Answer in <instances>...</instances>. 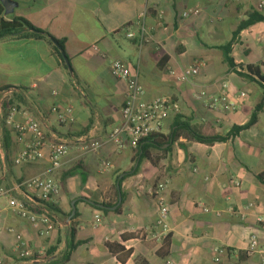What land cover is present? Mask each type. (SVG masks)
I'll use <instances>...</instances> for the list:
<instances>
[{
  "label": "crops",
  "instance_id": "1",
  "mask_svg": "<svg viewBox=\"0 0 264 264\" xmlns=\"http://www.w3.org/2000/svg\"><path fill=\"white\" fill-rule=\"evenodd\" d=\"M15 1L14 15L64 39L71 68L47 39L18 35L0 39V162L4 166L0 187L15 188L12 195L21 198L17 184L34 175L45 173L60 184L54 204L58 210L51 212L56 228L49 235L41 234L9 206L6 197H0V226L22 234L28 247L43 257L24 262L14 234L3 230L2 264L59 261L67 251L72 227L77 246L64 264H262L258 253H248V245L253 234L264 245V224L256 220L264 216V105L253 125L226 140L207 144L181 135L170 144L151 147L150 159H140L136 149H119L110 140L121 124L126 95V83L111 73V59L122 60L137 76L145 100L166 94L179 103L180 112L165 120L160 134L171 135L179 119L190 121L206 135H227L248 123L264 99V86L256 76H246L247 70L237 69L252 64L264 71V19L238 27L252 13L264 17L261 0ZM194 7L200 8L199 14L183 17L186 9ZM140 17L150 35L142 43L136 24ZM129 31L133 37L127 35ZM223 47H228L237 69L227 62ZM3 52L8 53L6 59ZM196 60L203 67L188 81H178L169 72ZM223 81L229 82L232 96L246 92L235 110L207 105L208 96L220 95ZM10 105L27 109L40 122L47 142L43 158L14 163L31 133L19 138L6 122ZM54 105L61 110L71 106L74 120L61 124L51 110ZM20 120L17 114L15 121ZM58 139L68 141L69 151L61 167L54 169L48 160L49 144ZM92 140L101 146L86 151L84 143ZM103 161H110L113 168L102 173ZM232 176L240 179L239 186L230 183ZM118 178H123L118 211L104 213L82 198L113 203ZM159 182L168 184L166 234L157 224L158 207L150 194ZM74 199L77 215L70 218ZM249 204L248 215L242 218L238 209ZM97 214L101 223L96 226ZM167 235L168 254L159 255ZM108 242L124 245L131 253L121 261L110 252Z\"/></svg>",
  "mask_w": 264,
  "mask_h": 264
},
{
  "label": "built area",
  "instance_id": "2",
  "mask_svg": "<svg viewBox=\"0 0 264 264\" xmlns=\"http://www.w3.org/2000/svg\"><path fill=\"white\" fill-rule=\"evenodd\" d=\"M264 6V0H261L259 7ZM200 13L199 7L189 8L183 12V17H189L191 15H197ZM136 24L140 29V41L145 42L150 37L147 29L140 17ZM129 37H133L134 33L129 31L127 34ZM93 47L99 50L97 45ZM203 67L201 60H196L194 64L184 67L181 70H175L170 68V74L174 75L178 81L185 82L190 78L198 75ZM237 69V67H235ZM110 70L112 75L126 83V95L125 101L122 107V121L121 124L114 129L110 136V140L117 145L119 149L126 146H130L133 149H137L141 141L145 140L153 133H160L163 129L165 120L172 113L180 112V105L170 95H159L151 100H145V88L139 82L136 75L132 74L131 70L125 62L119 59L110 60ZM238 71H246V68H238ZM229 82L223 81L221 85V93L219 96H208V106L213 109L224 108L227 110H235L239 107L240 100L246 96V92L241 91L237 95H230ZM8 115L6 122L10 124L14 130L17 131L19 138L27 133H31V139L24 148L19 150L14 157V163L20 165L24 162L35 161L45 156L46 135L40 122L27 110L19 108L15 105H10L8 108ZM52 112L56 115L58 121L61 124H69L74 120L73 108L67 106L64 109H60L54 105ZM21 115L20 121H15V116ZM101 143L98 141H90L84 143L83 148L86 151H95L99 149ZM69 151V143L65 139H58L49 144L48 160L54 169L61 167L63 157ZM113 168V164L110 161H103L100 165V171L102 173L109 171ZM4 166L0 162V174L3 172ZM230 183L234 186H239L241 181L239 178L232 176ZM17 189H20L22 193L21 198H15L13 196V190L15 188L0 187V197H6L8 199L9 206L16 210L18 214L26 218L38 231L43 235H49L56 228V220L51 211L47 207V204H55L60 192L59 182L45 174H37L29 179L21 181L17 184ZM168 184L166 182H159L150 190V194L155 197V201L158 207V220L157 224L162 228L163 234L168 232V217L169 206L166 196V190ZM205 211L209 209L204 205H201ZM251 204L238 209V214L242 218H246L248 211L251 208ZM234 211V209H231ZM257 222L264 224V216L259 215L256 218ZM101 223V217L99 214L95 216L94 225ZM7 230L13 233L16 238V251L19 257L24 262L32 263L38 262L41 258V252L33 251L28 247V244L24 236L15 232L12 227H1L0 232ZM248 253H258L261 256V262L264 264V245L260 243V240L256 234L251 235L249 238ZM218 260V258H215ZM0 264H2V258L0 257ZM167 264H173L171 261H167Z\"/></svg>",
  "mask_w": 264,
  "mask_h": 264
},
{
  "label": "trees",
  "instance_id": "3",
  "mask_svg": "<svg viewBox=\"0 0 264 264\" xmlns=\"http://www.w3.org/2000/svg\"><path fill=\"white\" fill-rule=\"evenodd\" d=\"M259 18L264 19V17L257 16L256 13L250 14L249 18L242 22L238 30L248 27L249 25L253 24V22L257 21ZM21 36V37H35V38H44L49 40V42L54 46L57 53L64 59L63 53L61 50L65 51L64 46V39H57L53 35H51L49 32H46L42 29L37 28L34 24H32L28 19L17 16L14 14H6L5 13V7L3 6L2 2L0 1V39H3L8 36ZM225 51V57L227 62L230 66L236 67V64L234 62V59L230 56V51L228 47H223ZM66 54V53H65ZM67 58V55H66ZM68 59V58H67ZM65 62V66L67 67V63ZM247 71L249 78L256 76L257 81L259 84L264 86V71L260 65H248ZM264 105V99L261 101L259 105H257L255 111L253 112L251 119L248 123L242 125V126H235L232 131L227 135H206L202 129H199L198 127L192 125L190 121L188 120H177V123L175 124V130L171 135H163L160 133H153L149 137H147L145 140L141 141L139 144V147L136 149L137 155L140 157V159L148 158L150 159V148L154 147L155 145L163 146L165 144H170L171 139L176 140L179 136L184 135L192 140L204 142L207 144H212L217 141H223L226 140L229 136L237 134L240 130H243L245 128L250 127L253 125L258 117V111L261 110V108ZM136 169L135 171H137ZM129 174V173H128ZM123 178H118L117 182L122 183ZM119 192L120 190L117 188V183L114 185V202L113 203H104L107 206H114L118 202L119 198ZM122 194V191H121ZM47 207L51 212H57L58 208L54 204H47ZM97 209L103 211L104 213L108 212L109 209L107 208H100L96 207ZM120 209V206L117 207L116 211ZM72 212V207L70 212L68 213V216ZM77 212L74 217H76ZM75 233L76 229L74 227L71 228L70 231V241L68 242L67 251L65 254L61 257L59 261H46L44 264H64L71 255V252L76 248L77 243H75ZM107 247L109 248L110 252L115 254L119 260H124V257L128 256L131 253L130 249H126L124 245L115 243V242H108ZM170 247V236L167 235L164 239L163 247L158 251L159 255L166 256L168 254ZM52 254V251H49L45 258L48 259Z\"/></svg>",
  "mask_w": 264,
  "mask_h": 264
},
{
  "label": "water",
  "instance_id": "4",
  "mask_svg": "<svg viewBox=\"0 0 264 264\" xmlns=\"http://www.w3.org/2000/svg\"><path fill=\"white\" fill-rule=\"evenodd\" d=\"M0 1L2 2L3 6L5 7V13L6 14H13V12L15 11V8L18 5V3L15 0H0ZM61 51L63 53L64 59L66 60L68 66L71 68L70 63H69L68 59L66 58L65 51H63V50H61ZM117 188L120 190L118 202L116 203V205L111 206V207L107 206V205H105L103 203H98V202L91 201L88 198H84V197H82V198L85 199L86 201L92 203L93 205H95L97 207H100V208L116 209L122 202V194H121V188H120V183L119 182H117ZM71 205H72V212L70 214V218H72L76 214V210H77L76 199H74L71 202Z\"/></svg>",
  "mask_w": 264,
  "mask_h": 264
},
{
  "label": "rangeland",
  "instance_id": "5",
  "mask_svg": "<svg viewBox=\"0 0 264 264\" xmlns=\"http://www.w3.org/2000/svg\"><path fill=\"white\" fill-rule=\"evenodd\" d=\"M7 52H8V51H7ZM7 52H5V53L3 52L4 54L2 55V58H5V59H6V58L8 57V56H7V55H8ZM14 55H15V52H14Z\"/></svg>",
  "mask_w": 264,
  "mask_h": 264
}]
</instances>
